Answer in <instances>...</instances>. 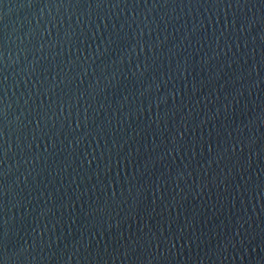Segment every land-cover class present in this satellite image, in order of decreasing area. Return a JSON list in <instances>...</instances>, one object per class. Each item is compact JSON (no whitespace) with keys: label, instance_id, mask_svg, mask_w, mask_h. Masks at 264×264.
Here are the masks:
<instances>
[{"label":"water","instance_id":"95a60500","mask_svg":"<svg viewBox=\"0 0 264 264\" xmlns=\"http://www.w3.org/2000/svg\"><path fill=\"white\" fill-rule=\"evenodd\" d=\"M0 264H264V0H0Z\"/></svg>","mask_w":264,"mask_h":264}]
</instances>
